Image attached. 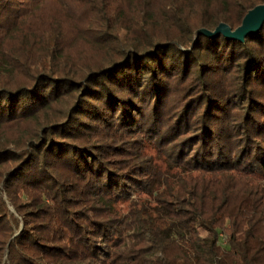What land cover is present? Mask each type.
Wrapping results in <instances>:
<instances>
[{"label": "trees", "instance_id": "16d2710c", "mask_svg": "<svg viewBox=\"0 0 264 264\" xmlns=\"http://www.w3.org/2000/svg\"><path fill=\"white\" fill-rule=\"evenodd\" d=\"M260 5L0 0V264H264Z\"/></svg>", "mask_w": 264, "mask_h": 264}, {"label": "water", "instance_id": "95a60500", "mask_svg": "<svg viewBox=\"0 0 264 264\" xmlns=\"http://www.w3.org/2000/svg\"><path fill=\"white\" fill-rule=\"evenodd\" d=\"M264 27V5L257 6L251 10L240 27L233 30L227 24H220L214 31L202 30L199 33L211 37L224 35L231 39L244 41L249 35H257Z\"/></svg>", "mask_w": 264, "mask_h": 264}, {"label": "rangeland", "instance_id": "374dc122", "mask_svg": "<svg viewBox=\"0 0 264 264\" xmlns=\"http://www.w3.org/2000/svg\"><path fill=\"white\" fill-rule=\"evenodd\" d=\"M77 42H79V41H77ZM69 46H71V47L73 46L74 49L82 51V53L77 54V56H81L84 54V52H86V49H84L80 43L79 44H69ZM0 134L3 135V130H0ZM154 156H155V164H156L157 170L160 171L164 177L168 176L171 181H175L176 177L181 174L182 169L180 167H176V166L170 164L165 159V157H163L160 154H157L154 152ZM146 199H148V198H146V196H143V197L138 198V201H144ZM122 206H123L122 208L125 211H128L130 208L127 204H123ZM158 223L161 224L160 222H158ZM158 223H157V221L155 222L156 225H158ZM161 227H162V232L166 237L171 238V239H177V233L175 230L171 229L167 225H162Z\"/></svg>", "mask_w": 264, "mask_h": 264}]
</instances>
